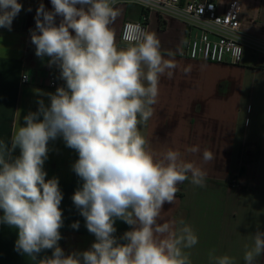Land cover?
Returning <instances> with one entry per match:
<instances>
[{
  "label": "clouds",
  "instance_id": "1",
  "mask_svg": "<svg viewBox=\"0 0 264 264\" xmlns=\"http://www.w3.org/2000/svg\"><path fill=\"white\" fill-rule=\"evenodd\" d=\"M50 2L52 11L43 3L36 10L31 43L37 57L59 69L65 84L54 93H38L49 103L38 99L37 110L23 116L10 146L0 151V224L18 229L17 252L36 259L52 250L39 264H191L184 250L198 243L197 235L183 220L162 222L161 211L174 203L178 184L187 180L204 187L207 173L179 150L158 157L140 131L153 116L160 79L172 78L175 61L162 55L156 33L136 23L124 26L127 46L118 47L112 27L119 15L116 0ZM22 7L18 0H0V28L11 31ZM57 138L78 153L72 170L82 186L72 201L95 236L89 250L68 255L58 244L59 180L46 179L44 170L48 144ZM213 159L203 150L205 163ZM116 220L130 226L119 240ZM71 227L78 229L79 221ZM262 254L264 232L258 230L245 264H256ZM210 260L234 264L228 255Z\"/></svg>",
  "mask_w": 264,
  "mask_h": 264
},
{
  "label": "crops",
  "instance_id": "2",
  "mask_svg": "<svg viewBox=\"0 0 264 264\" xmlns=\"http://www.w3.org/2000/svg\"><path fill=\"white\" fill-rule=\"evenodd\" d=\"M185 1V0H183ZM22 10L14 18L12 30L0 28V151L10 146L15 131L23 124V116L38 108L37 100L54 93L42 83L48 75L47 57L35 55L30 30H35L36 10L43 3L52 11L50 0H18ZM233 2L242 7V33L264 43V0H218L219 12ZM28 5L35 6L27 12ZM119 15L112 25L118 47L125 21L142 20V8L135 3L116 0ZM60 17H56L57 25ZM148 31L156 33L165 58L177 65L171 79L162 76L154 113L141 134L149 147L161 156L168 149L179 150L182 158L193 161L207 173L205 186L190 181L178 184L175 201L165 204L162 222L183 220L198 237V243L185 249L191 264H213L210 256L228 255L234 264H245L246 248L253 246L256 231L264 232V52L246 43L240 64H218L189 59L186 55L187 33L181 18L171 14L151 13ZM188 69V72H185ZM27 75L29 81L22 82ZM196 146L198 153H190ZM44 164L46 179L58 178L63 195L62 239L58 242L65 255L89 250L95 242L85 219L72 201L82 186L72 170L78 153L66 147L62 138L50 141ZM214 154L205 163L203 150ZM12 157L19 155V149ZM232 179L237 182L232 186ZM0 210V215H2ZM79 221V228L72 223ZM115 237L119 240L130 230L116 220ZM18 229L0 224V264H39L52 250L42 251L36 259L15 250ZM122 242V241H121ZM256 264H264V254Z\"/></svg>",
  "mask_w": 264,
  "mask_h": 264
},
{
  "label": "built area",
  "instance_id": "3",
  "mask_svg": "<svg viewBox=\"0 0 264 264\" xmlns=\"http://www.w3.org/2000/svg\"><path fill=\"white\" fill-rule=\"evenodd\" d=\"M135 3L143 10L142 20L125 21L121 31L128 23H136L148 30V17L151 13L160 16L171 14L182 19L187 33L186 55L189 59L238 65L241 63L244 46L249 43L255 51L264 52V43L247 38L242 33V7L239 2H233L224 11L219 12L218 0H122ZM49 59V58H48ZM47 59V65H48ZM29 81L27 75L22 76V82ZM65 82L59 78V69L48 65V75L42 85L56 89ZM237 182L232 179V186Z\"/></svg>",
  "mask_w": 264,
  "mask_h": 264
},
{
  "label": "trees",
  "instance_id": "4",
  "mask_svg": "<svg viewBox=\"0 0 264 264\" xmlns=\"http://www.w3.org/2000/svg\"><path fill=\"white\" fill-rule=\"evenodd\" d=\"M31 9V8H35V6H32V5H28L27 8H26V15H27V12H28V9ZM142 14H144V10L142 9Z\"/></svg>",
  "mask_w": 264,
  "mask_h": 264
}]
</instances>
